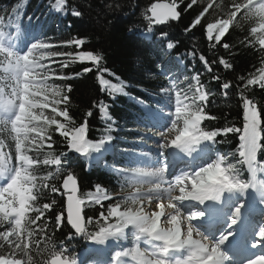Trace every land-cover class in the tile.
Instances as JSON below:
<instances>
[{
  "label": "trees",
  "instance_id": "1",
  "mask_svg": "<svg viewBox=\"0 0 264 264\" xmlns=\"http://www.w3.org/2000/svg\"><path fill=\"white\" fill-rule=\"evenodd\" d=\"M157 1L67 0L65 5L62 0H0V34L15 39L21 50L40 44L44 46L41 50L57 60L43 69L39 81L43 90L59 93L57 118L46 128L43 145L24 153L33 166L22 172L31 199L18 235L21 264H50L56 257L71 264L82 248L80 239L92 240L104 227L98 206H119L118 195L135 187L134 179L124 173L136 167L128 152L139 151L134 143L138 141L136 131L145 129L148 112L167 93L174 94L188 114L201 117L199 133L210 138L209 150L223 157L221 167L242 185L251 180L239 141L246 125L245 103H250L260 121L256 159L261 178L264 48L260 43H264V34L252 32L260 20L253 14L254 5L245 7L249 3L240 0H178L179 19L152 27L145 15ZM57 3L61 4L58 12L54 9ZM219 22L216 34L207 40L205 26ZM149 29L151 37H143ZM161 32L167 33V39L161 38ZM76 38H85L82 48L83 41ZM169 42L174 43L171 50L166 48ZM93 53L102 58L97 61ZM17 59L14 51L0 52V97H14L12 90L19 83L13 72ZM99 79L107 81L114 98L105 96ZM198 92L205 100L199 101ZM101 102L111 121L98 117L96 108ZM77 130L80 139L74 143ZM83 136L97 147L79 156L82 150L77 145ZM0 148L15 162L12 124L1 116ZM56 161L58 166L53 165ZM73 175L85 221L80 235L67 223L61 191L62 182ZM99 191L111 199L97 204ZM2 248L0 244V258L6 255Z\"/></svg>",
  "mask_w": 264,
  "mask_h": 264
},
{
  "label": "rangeland",
  "instance_id": "2",
  "mask_svg": "<svg viewBox=\"0 0 264 264\" xmlns=\"http://www.w3.org/2000/svg\"><path fill=\"white\" fill-rule=\"evenodd\" d=\"M160 1L165 2V0ZM240 1L246 4L249 3L245 7L254 5L253 14L260 20L259 27L252 32L255 35L264 34V0ZM59 5L61 4L57 3L54 8L56 12L59 10ZM170 5L177 10L175 3ZM221 24L222 22H219L206 28L207 40L213 38ZM227 24H229V21ZM151 35V31H148L143 34V37L149 38ZM260 45L264 48L263 42ZM43 48L44 46L36 44L31 48L21 50L18 49L15 39H7L0 34V52H16L18 59L13 72L19 80L16 91L12 90L11 96H14L13 98L0 97V116L11 121L15 138V162H10V154L3 152L0 148V178L5 180L3 184H0V244H3L2 249L6 248L3 251L6 255L0 258V264H21L17 252L18 235L31 199V189L27 185L26 177L22 172L32 165L24 153L29 151V147L43 145L44 132L58 115L59 93L54 90H43L39 82L44 74L43 69L46 66L57 63L56 59L52 60L54 58L53 55L41 50ZM188 59L193 62L191 56ZM177 63L180 64V61L177 60ZM101 80L99 79V81ZM101 90L105 96H109L111 99L114 98L106 84L101 85ZM198 93L199 101L205 100L201 92ZM251 108L253 109L252 106ZM186 111L185 107L177 101L174 94L167 93L161 99L160 104L148 112V122L144 124L145 129L136 131L138 133V141L134 143L138 144L140 149L138 152H128L134 158L136 167L132 171L124 170L127 176L130 175L134 179L135 187H132L126 193L118 195L120 197L119 206L111 207L110 213L108 209L113 204L104 206L100 204L98 206L100 214L104 212V216L101 217L100 215L98 218L102 221L104 227L89 242H84L80 239L82 248L71 264H74L76 260L81 264H92V260L95 258L104 262L109 260L108 264L121 263L123 260H127L129 264H157V260H159L157 262L163 260L164 264H183L188 255L192 254L193 257L197 256L198 258L208 257L206 259L210 262L211 259L226 262L230 259L224 252V248L229 239L222 244L221 241H223L224 237H221V235H231L230 239L235 236L245 238L246 233L249 232V235L253 237L252 240L255 241L256 238L254 237L257 234H261L264 226V206H262L264 205V166L260 171L259 177L261 178H258L257 163H255V169L252 171L244 157L243 142L241 141L242 132L239 139L241 157L251 171V180L249 185H242L232 181L224 168L221 167L223 157L219 154L211 153L209 150V139L199 133L201 117L190 115ZM96 112L100 120L111 121L106 105L103 102L97 106ZM250 129V127H247L245 132V137L247 136L246 138L249 139H251L250 134L248 135ZM252 131V137L256 134L259 135L258 125L255 122L252 123ZM58 133L64 136L63 133ZM185 137L189 140L185 144L192 145L193 149L195 147L200 148L197 154L196 151H193L195 156H197L193 160L196 164L195 168H187L190 163L189 157L184 156L185 159L175 160L170 156L172 154L169 153L170 151L175 152V149L180 150L184 145L183 140ZM178 138L179 143L173 149L170 145L176 142ZM90 145L94 146V148L97 147L92 143L81 140L77 148L83 151L88 149ZM114 157L116 158L117 156L111 155V158ZM56 165L58 166L59 163L57 162ZM159 175H161V179L157 178ZM215 179L221 182L219 186L221 189L223 188L220 204L224 209L222 210L221 208L219 213L221 216L216 217L214 222H210L213 225L221 221V224L217 226L220 227V230L210 233L209 231L212 229L204 227V225H207V228H210V224H207L208 208L207 211H204L206 206L198 204L197 200L202 199L197 197L202 193L204 194V190L209 188L210 184L213 185L214 181L212 180ZM102 192L99 191L96 194L99 195L100 200L111 199V196L103 198L104 193ZM254 196L263 200L259 203L255 201L258 198ZM194 198L196 199L195 201ZM185 199L191 201L185 204ZM250 199L251 202L260 204L258 207L261 209L256 213H248L249 207L245 210ZM150 200L149 205L145 204ZM148 206L150 207L148 208ZM156 213L161 215L156 219L157 231H159L156 234V240L159 242L155 249L151 247L152 243L150 240H144L145 238H152V236H149L150 234L134 236L135 232L138 233L140 231V225L138 224L153 222L152 219ZM163 213L165 214L164 217ZM250 214L251 217L253 215V218H256V222L253 221L249 227H245V231L239 233L236 227L229 229L230 220L247 223L248 215ZM196 218L200 220L194 222ZM166 222L168 224H165ZM182 227L190 229L194 233L192 235L194 239L199 235L198 240L186 239L183 236ZM205 229L207 231L204 233L202 230ZM107 231L109 234L104 240L101 237ZM166 240L171 244L179 245L181 251L174 250V247H166L164 245ZM97 250L102 251V253ZM84 251H87V253L89 251L91 259H86V256L81 259ZM147 251L148 253H146ZM176 252L178 255L173 258L172 262H167L168 255ZM135 255H140L142 261L135 259ZM249 262L252 263V261ZM249 262L240 261L238 264H248Z\"/></svg>",
  "mask_w": 264,
  "mask_h": 264
},
{
  "label": "bare ground",
  "instance_id": "3",
  "mask_svg": "<svg viewBox=\"0 0 264 264\" xmlns=\"http://www.w3.org/2000/svg\"><path fill=\"white\" fill-rule=\"evenodd\" d=\"M245 106H246V112H245V119H246V121H247V126L244 128V130H243V137L241 138V141L243 142V149H244V157H245V159H246V161H247V163L249 164V167H251V169H252V171L255 169V163H256V150H257V145H258V142H259V135L258 134H256L254 137H252L253 135H252V123L253 122H255V124L256 125H258V119H257V115H256V113H255V110L254 109H252L251 108V105H250V103H248V104H245ZM244 109H245V107H244ZM247 127H250L251 129L249 130L250 132L248 133V135L250 134V138L251 139H249V138H246L245 137V132H246V129H247ZM184 142V145H185V142L187 143V142H189V140L185 137V139L183 140ZM173 149H175V148H173ZM193 151H196V154L200 151V148H198V147H195L193 150H192V154L190 153V154H186L183 150H182V147L180 148V150H177V149H175V152H169V153H171L172 155H170L169 153H168V155H170L173 159H177V160H182V159H185L184 158V156H186V157H189L190 159H189V164H188V166H187V168L188 169H191V168H195V163H194V158H196L197 156H195V154L193 153ZM174 160V161H175ZM170 166V165H169ZM177 168V167H176ZM158 179H161V175H159L158 177H157ZM212 181H214V184L212 185V184H210V186H209V188H207L206 190H204V194L202 193L201 195H198V197L197 198H199V199H202V200H197L198 201V204H200V205H203V206H206V209H204V211H207V208H208V212H209V214H208V217H207V219L208 220H214L216 217H218V216H221V214H219L220 212H221V208H222V206H221V200H222V197H220L221 196V193H222V189H221V187L219 186V184H221V182H219V181H217L216 179L215 180H212ZM5 182V180L3 179V178H0V184H3ZM217 182V183H216ZM213 183V182H212ZM218 186V189H217V195L215 196V197H213L212 196V192H213V189L215 188V187H217ZM200 193V192H199ZM149 195H152V194H149ZM148 196V195H147ZM255 198H258L257 196H254ZM188 199V198H187ZM192 200H193V198H191ZM186 200V199H185ZM184 200V201H185ZM196 199L194 198V201H195ZM263 199L262 198H258V200H255V201H258L259 203H260V201H262ZM191 200H186L185 201V204H187V203H189ZM151 202V200L150 201H147L145 204H147V205H149V203ZM247 202V201H246ZM202 203V204H201ZM206 204V205H205ZM250 204V205H249ZM151 205V204H150ZM260 204H257L256 202H251V199L247 202V207H246V209L245 210H247L248 209V207H249V211H248V213H256L257 211H259L261 208L260 207H258ZM262 205V204H261ZM186 206V205H185ZM262 206H264V205H262ZM150 206H148V208H149ZM263 208V207H262ZM173 209V208H172ZM224 208H222V210H223ZM171 210V209H170ZM174 210V209H173ZM224 213V212H223ZM164 214V213H163ZM212 214H214V215H212ZM242 214V213H241ZM161 214L160 213H156L154 216H153V219H152V221L153 222H151V223H148V224H145V223H140V224H138V225H140L139 226V228H140V231L137 233V232H135V236L134 237H137V235H145V234H150L149 236H152V238H148V239H144V240H150L151 241V247H153V248H155L156 249V245H157V243L159 242L158 240H156L157 239V237H156V234L157 233H159V231H157V222H156V219H158V217L160 216ZM165 216V214L163 215V217ZM209 216H211V217H209ZM247 216V215H246ZM245 216V218H247ZM175 218V217H174ZM242 219H243V217H241ZM200 219H198V218H196L195 220H194V222H198ZM219 220V219H218ZM253 221L254 222H256V218H253V215H252V217H251V214L250 215H248V221H247V223H245V222H241V221H239V223L237 224V226H235L236 227V229H237V232H239V233H241L242 231H245V227L247 228V227H249L252 223H253ZM165 224H168V222H166ZM146 225H148V226H146ZM179 227V226H178ZM229 229H231L230 227H229ZM220 230V227H215V228H212V230L211 231H209L210 233H213V232H217V231H219ZM193 231V230H192ZM204 233L207 231L206 229L205 230H202ZM194 232V231H193ZM182 233H183V236L186 238V239H190V240H192V241H197L198 240V238L200 237L199 235L197 236V238H193L192 237V235L194 234V233H192L191 231H190V229H188V228H185V227H182ZM196 233V232H195ZM248 233V234H247ZM246 234V238L244 239V241H243V245L248 241V239H250L251 237L249 236V232H247ZM108 234H109V232L107 231V232H105V233H103L102 234V237L100 236V234H99V236L101 237V238H103L104 240H106V237H108ZM161 234V233H160ZM168 234V233H167ZM147 237H148V235H146ZM145 236V237H146ZM158 236V235H157ZM130 237H131V233H130ZM221 237H224L223 238V241H221L222 242V244H224V243H226L225 241H227L226 240V237H228V235H225V234H223V235H221ZM232 236H230L229 237V239L231 238ZM239 238V237H238ZM254 238H256L257 239V241H256V243H254V245L256 246V248H258V249H260V254H261V256L264 258V250L262 249L263 248V245H264V229L261 231V234H257ZM153 239V240H152ZM162 239V238H161ZM142 241H143V238H142ZM164 243V242H163ZM149 245H150V243H149ZM163 245V244H162ZM166 247H174V250H176V251H181V249L179 248V245H177V244H171L169 241H167L166 240V242H165V244H164ZM202 248V247H201ZM143 250H145L144 248H142ZM206 250V249H205ZM99 253H102V251H99V250H97ZM146 253H148V251L146 252ZM178 254H177V252L176 253H173V254H170V255H168V258L166 259V261L168 262V261H170V262H172V260H173V258L174 257H176ZM193 255V254H192ZM192 255H188V257L185 259L186 261L185 262H183V264H238L239 262H238V260L237 259H234V257L232 258V260L234 259V261H232V260H228V261H226V262H222V261H220V260H213V259H211V262L210 261H207V259L206 258H208V257H203V258H198L197 256L196 257H193ZM86 256V259H91L90 258V256H89V251H88V253H87V251H84V252H82V255H81V259H83L84 257ZM208 256V255H207ZM134 258L135 259H137L138 261H142V259H141V257H140V255H135L134 256ZM138 258H140V259H138ZM210 260V259H209ZM157 261H159V260H157ZM156 261V263L157 264H164V262H162V261H160V262H157ZM183 261V260H182ZM232 261V262H231ZM102 263V264H108L109 263V260H108V262H104V261H102V260H99V259H97V258H95V259H93L92 260V264H98V263ZM143 263V262H142ZM259 263V261H255L254 260V262H252V263H248V264H258ZM74 264H76V262L74 263ZM112 264H114V263H112ZM116 264H129V262L127 261V260H123L121 263H116Z\"/></svg>",
  "mask_w": 264,
  "mask_h": 264
},
{
  "label": "water",
  "instance_id": "4",
  "mask_svg": "<svg viewBox=\"0 0 264 264\" xmlns=\"http://www.w3.org/2000/svg\"><path fill=\"white\" fill-rule=\"evenodd\" d=\"M156 3L165 4L164 1H157ZM154 7H156L154 5ZM151 15V13H149ZM171 17V18H177L179 15L177 14V10L174 6L168 5L164 13H158L156 14V23H153L151 26H161L163 24H159V22L165 17ZM172 21V20H169ZM176 22V21H173ZM258 124H260L259 118ZM73 142L75 143L79 138V130H77L73 136ZM83 142H87L86 137L83 136L82 138ZM86 154V151L84 150L80 156H84ZM71 181V182H70ZM61 191L64 194V205H65V216L68 225L73 230L75 234H81L84 229L85 221L83 219V208L81 203L78 200V187L76 186V183L74 180H72V177H67L61 184ZM66 200H67V208L68 211L66 212ZM75 229V230H74ZM50 264H68L67 262H61L60 258H54L50 261Z\"/></svg>",
  "mask_w": 264,
  "mask_h": 264
},
{
  "label": "snow or ice",
  "instance_id": "5",
  "mask_svg": "<svg viewBox=\"0 0 264 264\" xmlns=\"http://www.w3.org/2000/svg\"><path fill=\"white\" fill-rule=\"evenodd\" d=\"M62 2L66 5V3H67V0H62ZM171 3H173V0H172V2ZM171 3H165V4H161V3H153V4H151V6L148 8V12L149 13H151V15H145V19L148 21V24L149 25H152L153 23H155V24H157L155 21H156V14H158V13H164L165 12V10H166V8H167V6L169 5V4H171ZM154 5L156 6V7H154ZM176 5H177V8H178V6H179V3H178V0H176ZM13 10H15V8L13 9ZM179 12V11H178ZM75 15H77V16H82L83 15V13H80V12H76L75 13ZM179 18L177 17V18H171V17H167V16H165L160 22H159V24H164V23H166L167 21H169V20H172V21H177ZM195 24V20L185 29V32H187V31H189L192 27H193V25ZM206 27L207 26H205V37L207 38V33H206ZM149 31H151V29H149ZM160 36H161V38H163V39H167V33H165V32H161L160 33ZM77 40H81V41H83V43L81 44V48L83 47V45H84V43L86 42L85 41V38H76ZM65 44H67L68 42H64ZM174 46V43L173 42H169L167 45H166V48L167 49H169V50H171L172 49V47ZM167 54V53H166ZM202 56H203V53L201 54ZM93 57L98 61V60H100L102 57L99 55V54H97V53H93ZM220 59L221 60H225V58L224 57H220ZM207 61V57H204V62H206ZM225 63H227V61L225 60ZM163 67H164V65L163 64H161L160 65V68L161 69H163ZM211 66H210V64H206V68H210ZM196 77H199V74H197V76ZM101 85L103 86V85H105V84H107V81L106 80H104V79H102L101 81ZM231 86V82L229 81V87ZM221 87H223V85L221 86ZM262 90H264V89H262ZM90 115V114H89ZM178 143H179V138L177 139V141L176 142H174L173 144H171L170 145V147H177V145H178ZM91 150H94V146H89V148L88 149H85V151H91ZM182 150L186 153V154H190L191 152H192V150H193V147H192V145H189V144H185V145H183L182 146ZM72 180H74L75 181V183H76V186H77V179L75 178V176L73 175V177H72ZM71 182V181H70ZM97 189H100L101 191H103L104 192V189L102 188V187H100V186H96V190ZM104 195H107V193H105ZM101 201L102 200H100L97 204H100L101 203ZM68 211V208H67V200H66V212ZM108 211H109V213L111 212V206H109V209H108ZM241 211H242V209H241ZM58 215H62V213H60V214H58ZM101 217H103L104 216V212H101ZM92 220V218H89V220L88 221H91ZM239 223V221L238 220H230L229 221V227L230 228H234L235 226H237V224ZM62 226H63V222H62ZM75 230V229H74ZM232 235H234V233H232ZM231 235H229L228 237H226V240L227 239H229V237H230ZM69 239H71L72 238V236L71 235H69V237H68ZM76 264H78V261L76 260Z\"/></svg>",
  "mask_w": 264,
  "mask_h": 264
}]
</instances>
